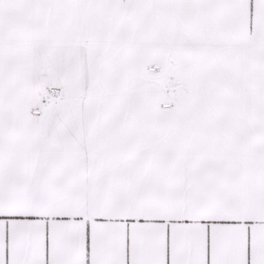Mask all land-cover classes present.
I'll return each instance as SVG.
<instances>
[{"label": "snow or ice", "instance_id": "obj_1", "mask_svg": "<svg viewBox=\"0 0 264 264\" xmlns=\"http://www.w3.org/2000/svg\"><path fill=\"white\" fill-rule=\"evenodd\" d=\"M0 264H264V0H0Z\"/></svg>", "mask_w": 264, "mask_h": 264}]
</instances>
